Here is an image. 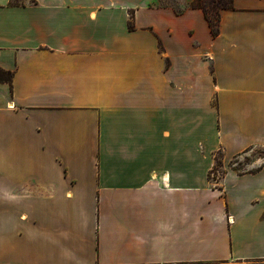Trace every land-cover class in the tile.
Here are the masks:
<instances>
[{
    "label": "crops",
    "instance_id": "0c3cea01",
    "mask_svg": "<svg viewBox=\"0 0 264 264\" xmlns=\"http://www.w3.org/2000/svg\"><path fill=\"white\" fill-rule=\"evenodd\" d=\"M192 1L0 0V264H264V0Z\"/></svg>",
    "mask_w": 264,
    "mask_h": 264
},
{
    "label": "trees",
    "instance_id": "16d2710c",
    "mask_svg": "<svg viewBox=\"0 0 264 264\" xmlns=\"http://www.w3.org/2000/svg\"><path fill=\"white\" fill-rule=\"evenodd\" d=\"M9 4L11 6H20L22 5V2L18 0H10ZM189 7L191 9H200L203 12L204 17L209 25V28L213 36H216L219 32V25H220V19H221L222 12L234 10L233 0H193L190 3ZM217 155L218 157H216ZM214 159H215V163L212 168V171H217V168L222 169L223 167L222 151H219L215 155ZM229 167L238 172L236 168H233L231 166ZM212 171L209 173V178H212L211 177ZM254 171H257V170H252V171H249L248 173H253ZM238 173L240 174V172ZM224 174H225V171L222 169L221 177H223Z\"/></svg>",
    "mask_w": 264,
    "mask_h": 264
},
{
    "label": "rangeland",
    "instance_id": "374dc122",
    "mask_svg": "<svg viewBox=\"0 0 264 264\" xmlns=\"http://www.w3.org/2000/svg\"><path fill=\"white\" fill-rule=\"evenodd\" d=\"M20 2H23L24 0H18ZM163 3V2H162ZM165 4H173L172 1H165ZM218 157V155L216 156ZM264 157V151L260 149H253L248 151L247 153L237 156L233 158L228 166H231L233 168H236L238 172H249L256 168V159ZM221 168H217V171H212L213 174H211L212 180H219L221 178ZM217 180V181H218ZM222 264H231V263H222Z\"/></svg>",
    "mask_w": 264,
    "mask_h": 264
},
{
    "label": "built area",
    "instance_id": "2783aa9c",
    "mask_svg": "<svg viewBox=\"0 0 264 264\" xmlns=\"http://www.w3.org/2000/svg\"><path fill=\"white\" fill-rule=\"evenodd\" d=\"M211 174H213V173H211ZM218 180V179H217Z\"/></svg>",
    "mask_w": 264,
    "mask_h": 264
}]
</instances>
